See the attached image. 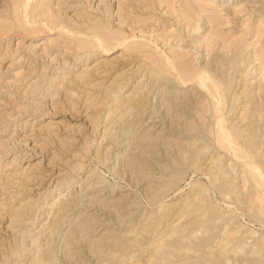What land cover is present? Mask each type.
<instances>
[{
    "label": "rangeland",
    "instance_id": "374dc122",
    "mask_svg": "<svg viewBox=\"0 0 264 264\" xmlns=\"http://www.w3.org/2000/svg\"><path fill=\"white\" fill-rule=\"evenodd\" d=\"M0 8V264H264V0Z\"/></svg>",
    "mask_w": 264,
    "mask_h": 264
},
{
    "label": "bare ground",
    "instance_id": "6f19581e",
    "mask_svg": "<svg viewBox=\"0 0 264 264\" xmlns=\"http://www.w3.org/2000/svg\"><path fill=\"white\" fill-rule=\"evenodd\" d=\"M12 1H13V0H12ZM14 1H15V0H14ZM20 1H22V0H20ZM48 1H49V0H48ZM63 2H64V1H63ZM18 3H19V2H18ZM14 5H17V2H16V4H14ZM20 5H21V4H20ZM27 5H28V4H27ZM24 6H25V5H24ZM12 7H13V2H12ZM14 7H15V6H14ZM25 7H26V6H25ZM17 8H19V7H17ZM17 8H15V9H17ZM1 9H2V8H0V10H1ZM11 9H13V8H11ZM65 9H66V8H65ZM59 10H61V9H59ZM66 10H67V9H66ZM66 10H65V11H66ZM15 11H16V10H15ZM18 12H19V11H18ZM18 12H17V13H18ZM63 12H64V11H63ZM13 13H14V12H13ZM15 13H16V12H15ZM64 13H65V12H64ZM76 13H77V12H76ZM48 14H49V12H48ZM62 14H63V13H62ZM5 15H6V14H5ZM13 15H14V14H13ZM65 15H66V13H65ZM72 15H74V14H72ZM6 16H7V15H6ZM16 16H17V15H16ZM74 16H75V15H74ZM79 16L82 17V14H81V15L79 14ZM18 17H19V16H18ZM20 17H22V16H20ZM20 17H19V18H20ZM75 17H76V16H75ZM77 17H78V13H77ZM0 18H1V17H0ZM16 18H17V17H16ZM19 18H17V19H19ZM4 19H5V18H4ZM4 19H3V20H4ZM6 19H8V18H6ZM20 19H21V18H20ZM0 20H2V19H0ZM72 20H73V19H72ZM5 21H6V20H5ZM49 21H50L51 26H53V27H54L55 25H58V24L63 25V26H62L63 29H64V27H65L66 25H70V24H72L71 21H70L67 17H64V18H63V16L59 13L58 9H57V12H54V13L51 12V14H50V20H49ZM87 21H88V20H86V22H87ZM47 22H48V21H47ZM88 22H89V21H88ZM91 22H92V21H91ZM48 23H49V22H48ZM48 23H47V24H48ZM80 23H82V22H80ZM84 23H85V20H84ZM48 25H49V24H48ZM61 25H59L60 28H61ZM88 25H89V23H88ZM90 25H91V24H90ZM51 26H50V27H51ZM91 26H93L94 29H95L96 27H97V28L100 27V25H91ZM48 27H49V26H48ZM65 28H68V27H65ZM50 29H51V28H50ZM51 30H52V29H51ZM58 30H59V27H58ZM67 30H70V29H67ZM86 30H88V29H86ZM98 30H99V29H98ZM71 31H72V30H71ZM90 31H91V29H90ZM92 31H94V30H92ZM85 33H86V32H85ZM97 33H98V32H97ZM96 36H97V35H95L94 37H96ZM107 36H109V34H107ZM102 38H103V37H102ZM20 39H21V38H20ZM20 39H19V40H20ZM96 39H99V38L96 37ZM103 40H105V38H104ZM16 41H18V40L16 39ZM88 42H89V41H88ZM88 42L85 41L84 44H87L88 46L91 45V43L88 44ZM120 42H122V40H121ZM120 42H119V44H120ZM107 43H108V42H107ZM107 43H106V44H107ZM16 44H17V43H16ZM103 44H104V43H103ZM117 44H118V43H117ZM108 45H109V44H107V46H106L105 44H104V46L102 45V51H103L102 53H107V52L110 53L109 51H110L111 48H110L109 46H111V45H109V46H108ZM114 48H115V47H114ZM4 53H5V52H4ZM6 54H7V53H6ZM7 55H8V54H7ZM2 57H3V56H2ZM153 57H154V56H153ZM174 57L176 58V55H175ZM177 57H178V60H179V56H177ZM0 58H1V57H0ZM151 58H152V57H151ZM165 58H166V57H165ZM234 58H235V57H234ZM77 59H78V58H77ZM154 59H155V57H154ZM166 59H167V58H166ZM166 59H165V60H166ZM165 60H164V61H165ZM169 60H170V59H169ZM178 60H177V61H178ZM180 60H181V59H180ZM150 61H151V60H150ZM162 61H163V59H162ZM164 61L162 62V65H163ZM170 61H171V60H170ZM181 61H182V60H181ZM154 62H155V61H154ZM167 62H168V61H167ZM165 63H166V62H165ZM169 63H170V65L173 67V65H174L173 62H172V63L169 62ZM209 63H210V62H209ZM179 64H181V63H179ZM179 64H176V65H179ZM185 65H186V64H185ZM152 66H153V65H152ZM164 66H165V65H164ZM167 66H168V64H167ZM167 66H166V67H167ZM157 67H158V66H157ZM166 67H165V68H166ZM169 67H170V66H169ZM172 67H171V68H172ZM177 67H178V66H177ZM182 67H184V66L182 65ZM182 67H179V68L182 69ZM186 67H187V66H186ZM149 68H150V66H149ZM152 68H153V67H152ZM167 68H168V67H167ZM167 68H166V69H167ZM175 68H176V67L174 66V70H176ZM215 68H216V67H215ZM150 69H151V68H150ZM169 69H170V68H169ZM181 69H180V70H181ZM188 69L190 70V67H189ZM220 69H221V67H220ZM177 70H178V68H177ZM189 70H187L186 68H184V70L182 71V75H181V72L178 71V72L180 73L179 75H181V77L179 76L180 79L178 78L179 81H180L181 83H184V84H185L186 82H188V80H195V79L198 80V77H199V75H200L201 72H198L199 75H198V74L196 75V73H195L196 71L192 72V71H189ZM196 70H198V69H196ZM216 70H217V69H216ZM154 71H156V70H154ZM150 73H151V72H150ZM168 73H169V72H168ZM219 73H220V72H219ZM219 73H218V74H219ZM221 73H222V72H221ZM143 74H144V73H143ZM161 75H162V74H161ZM169 75H170V74H169ZM202 75H203V74H202ZM220 75H221V74H219V76H220ZM17 76H18V75H17ZM144 76H145V75H144ZM148 76H149V75H148ZM203 76L205 77V75H203ZM155 77H156V76H155ZM162 77H163V76H162ZM209 77L211 78V76H209ZM157 79H158V78H157ZM211 79H212V78H211ZM211 79H210V80H211ZM233 79H234V78H233ZM203 80H204V79H203ZM231 80H232V78H231ZM204 81H205V80H204ZM212 81H213V80H212ZM165 82H166V81H165ZM213 82H214V81H213ZM225 82H226V81H225ZM211 83H212V82H211ZM228 83H229V82H228ZM166 84H167V83H166ZM209 84H210V83H209ZM218 84H219V82H218ZM225 84H226V83H225ZM50 85H51V84H50ZM172 85H173V84H172ZM203 85H205V84H203ZM207 85H208V84H207ZM212 85H216V84L212 83ZM153 86H154V85H153ZM175 86H176V85H175ZM181 86H182V85H181ZM179 87H180V86H179ZM193 87H194V86H193ZM210 87H211V86H210ZM219 87H220V86H219ZM226 87H227V86H226ZM231 87H232V86H231ZM214 88H215V87H214ZM214 88H212V90H213ZM194 89H195V88H194ZM210 89H211V88H210ZM215 89H216V88H215ZM217 89H218V86H217ZM149 90H150V89H149ZM149 90H148V92H149ZM153 90H154V89H153ZM160 90H161V89H160ZM25 91H26V90H25ZM213 91H214V90H213ZM213 91H212V92H213ZM219 91H220V90H219ZM228 91H229V90H228ZM233 91H234V90H233ZM26 92H27V91H26ZM158 92H159V91H158ZM161 92H162V91H161ZM214 92H215V91H214ZM214 92H213V93H214ZM216 92H217V90H216ZM145 93H146V92H145ZM223 93H224V91H223ZM227 93H228V92H227ZM149 94H150V93H149ZM214 94H216V93H214ZM217 94H218V93H217ZM219 94H220V93H219ZM219 94H218V95H219ZM235 94H236V93H235ZM237 94H238V93H237ZM147 95H148V94H147ZM151 95H152V94H151ZM223 95H224V94H223ZM223 95H221V97H223ZM238 95H239V94H238ZM145 96H146V95H145ZM155 96H156V95H155ZM255 96H256V95H255ZM146 97H147V96H146ZM237 97H238V96H237ZM245 97H246V96H245ZM144 98H145V97H144ZM215 98H216V97H215ZM233 98H234V97H233ZM212 99H214V98H212ZM218 99H219V98H218ZM256 99H257V98H256ZM222 100H223V98H222ZM229 100H230V99H229ZM257 100H258V99H257ZM253 101H254V100H253ZM258 101H259V100H258ZM218 102H219V101H218ZM224 102H225V101H224ZM224 102H223V103H224ZM238 102H239V101H238ZM243 102H244V101H243ZM220 103H221V102H220ZM239 103H240V102H239ZM258 103H259V102H258ZM258 103H257V104H258ZM224 104H226V103H224ZM200 105H201V103H200ZM218 105H219V104H218ZM237 105H238V104H237ZM255 105H256V104H255ZM117 106H118V104H117ZM117 106H116V107H117ZM224 106H225V105H224ZM222 107H223V106H222ZM222 107H221V109H222ZM234 107H235V106H234ZM114 108H115V107H114ZM223 108H224V107H223ZM235 108L237 109V107H235ZM244 108H245V107H244ZM230 109H231V108H230ZM233 109H234V108H233ZM238 109H240V108H238ZM243 110L245 111V109H243ZM234 111H235V110H234ZM259 111H260V110H259ZM261 111H262V110H261ZM111 112H112V111H111ZM111 112H110V113H111ZM213 112H214V111H213ZM241 112H242V111H241ZM247 112H248V110H247ZM110 113H109V114H110ZM218 113H219V111H218ZM221 113H222V112H221ZM243 113H244V112H243ZM245 113H246V111H245ZM253 113H254V112H253ZM233 114H234V113H233ZM241 114H242V113H241ZM244 115H245V114H244ZM251 115H252V114H251ZM259 115H260V114H259ZM221 116H222V115L220 114V120L218 121V124H219V126L222 127V124H221V123L223 122V121H222L223 118H221ZM214 117H215V116H214ZM217 117H218V116H217ZM222 117H223V116H222ZM234 117H235V116H234ZM234 117H233V118H234ZM237 117H238V116H237ZM240 117H241V116H240ZM241 118H242V117H241ZM243 118H244V117H243ZM243 118H242V119H243ZM245 118H246V117H245ZM259 118H261V117H259ZM212 119H213V118H212ZM243 120H244V119H243ZM227 121H228V120H227ZM245 121H246V120H245ZM231 122H232V121H231ZM243 122H244V121H243ZM223 123H224V122H223ZM247 123H248V122H247ZM237 124H238V123H237ZM249 124H250V123H249ZM216 125H217V123H216ZM256 125H257V123H256ZM256 125H255V126H256ZM259 125L261 126V124H259ZM217 126H218V125H217ZM223 126H224V124H223ZM230 127H231V126H230ZM238 127H239V126H238ZM244 127H245V126H244ZM247 127H248V126H247ZM257 127H259V126H257ZM213 128H214V127H213ZM218 128H219V127H218ZM222 128H223L222 131L224 132V134H223L222 136H221V134H220V135L218 136V140L215 139V140L218 141L219 144H222V145H225V144L227 145L228 143H229V144H232L233 142L235 143L234 140L238 141V139H240V137H239L240 132H238V131L235 130V129H238V128H235V129H234V125H233L232 128H228V129H227V127H222ZM259 129H260V128H259ZM259 129H258V130H259ZM197 130H198V129H197ZM249 130H250V129H249ZM251 130H252V127H251ZM242 131H243V130H242ZM244 131H245V130H244ZM254 131H255V129H254ZM256 131H257V129H256ZM262 131H263V130H262ZM200 132H201V131H200ZM262 133H263V132H262ZM248 134H249V131H248ZM257 134H258V133H257ZM217 135H218V134H217ZM252 135H253V134H252ZM220 136H221V137H220ZM240 136H242V135H240ZM255 136H256V133H255L254 136H251V135H250V137H248L247 142H245V145H246V143H247V146H248V145H249V146H250V145L253 146L254 143H255L254 141H256V140H255ZM259 136H260V135H259ZM216 137H217V136H216ZM245 137H246V136L244 135V138H245ZM257 137H258V136H257ZM261 137H262V136H261ZM263 137H264V136H263ZM242 138H243V137H242ZM242 138H241V139H242ZM246 138H247V137H246ZM246 138H245V139H246ZM260 139H261V138H260ZM261 140H262V139H261ZM196 141H197V140H196ZM245 141H246V140H245ZM257 141H259V140L257 139ZM239 142H240V141H239ZM263 142H264V141H263ZM194 143H195V142H194ZM234 143H233V144H234ZM242 143H243V142H242ZM257 143H258V142H257ZM260 143H261V142H260ZM192 145H193V144H192ZM226 145H225V146H226ZM243 145H244V144H243ZM261 145H262V143H261ZM193 146H194V145H193ZM228 146H229V145H228ZM235 146H236V144H235ZM235 146H232V147H235ZM237 146H238V143H237ZM255 146H256V145H255ZM202 147H203V146H202ZM220 147H222V146H220ZM229 147H230V146H229ZM243 147H245V146H243ZM262 147H263V146H262ZM189 148H191V147H189ZM207 148H208V147H207ZM235 148H236V147H235ZM235 148H234V149H235ZM237 148H238L239 150L236 149V151L232 148V149L234 150L233 152H235V153H234V156H235V155H236V157H237V156H241L240 158L244 157L245 154H244V156H243V154H241V153H244V152H243V151H240V149H241L240 146H238ZM257 148H258V146H257ZM204 149H205V148H204ZM204 149H203V150H204ZM243 149H244V148H243ZM189 150H190V149H189ZM241 150H242V149H241ZM244 150H245V149H244ZM262 150H263V149H262ZM262 150H261V151H262ZM231 151H232V150H231ZM255 151H256V150H255ZM190 152H192V150H191ZM205 152H206V151H205ZM229 152H230V151H229ZM233 152H232V153H233ZM256 152H258V151H256ZM194 153H195V151H194ZM245 153H246V152H245ZM256 154H257V153H256ZM257 155H258V154H257ZM203 156H204V155H203ZM259 156H261V155H259ZM263 156H264V155H263ZM199 157H200V156H199ZM199 157H198V158H199ZM201 157H202V156H201ZM189 159H191V157H190ZM245 159H246V158H245ZM187 160H188V158H187ZM217 160H218V159H217ZM248 160H249V159H248ZM260 160H261V159H260ZM195 161H196V159H195ZM195 161L193 160V162H195ZM210 161H211V160H210ZM242 161H244V159H242ZM246 161H247V160H246ZM246 161H245L244 163H246ZM250 161H251V160H250ZM261 161H262V160H261ZM189 162H190V161H189ZM191 162H192V161H191ZM219 162H220V161H219ZM247 162H249V161H247ZM182 163H183V162H182ZM182 163H181V164H182ZM212 163H213V162H212ZM249 163H250V162H249ZM189 164H190V163H189ZM250 164H251V163H250ZM250 164H249V165H250ZM261 164H262V163H261ZM263 164H264V163H263ZM184 165H185V164H184ZM247 165H248V164H247ZM250 166H251V165H250ZM255 166H256V165H255ZM237 168H239V167H237ZM237 168H236V169H237ZM232 169H233V168H232ZM234 170H235V169H234ZM221 171H222V170H221ZM223 172H224V171H223ZM248 172H249V170H248ZM259 172H260V171H259ZM208 173H209V172H208ZM235 173H236V172H235ZM249 173H250V172H249ZM260 173H261V172H260ZM214 174H215V173H214ZM217 174H218V173H217ZM217 174H216V175H217ZM250 174H251V173H250ZM263 174H264V173H263ZM263 174H261V175H263ZM212 175H213V174H212ZM217 177H218V175H217ZM251 177H252V176H251ZM255 177H256V175H255ZM260 177H262V176H260ZM209 179H210V178H209ZM214 179H215V178H214ZM253 179H254L255 182H258V181L255 180L256 178H253ZM263 179H264V177H263ZM216 181H217V180H216ZM219 181H220V180H219ZM259 181H260V180H259ZM223 182H224V181H223ZM262 182H263V180H262ZM262 182H261V184H264V182H263V183H262ZM215 183H216V182H215ZM230 183H231V182H230ZM216 184H217V183H216ZM216 184H215V185H216ZM261 184L259 183L258 185L262 186ZM217 185H218V184H217ZM223 185H224V184H223ZM252 186H253V185H252ZM252 186H251V187H252ZM263 186H264V185H263ZM254 188H255V187H254ZM222 189H223V188H222ZM224 189H226V188H224ZM218 190H219V189H218ZM229 190H230V189H229ZM259 190H260V189H259ZM223 191H224V190H223ZM227 191H228V190H226V192H227ZM218 192H219V191H218ZM250 192H251V191H250ZM261 192H262V191H261ZM251 194H252V193H251ZM263 194H264V193H263ZM249 196H250V195H249ZM221 259H222V258H221Z\"/></svg>",
    "mask_w": 264,
    "mask_h": 264
}]
</instances>
